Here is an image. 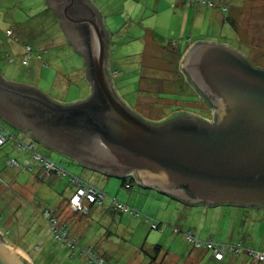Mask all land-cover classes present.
I'll return each mask as SVG.
<instances>
[{
  "label": "rangeland",
  "instance_id": "rangeland-1",
  "mask_svg": "<svg viewBox=\"0 0 264 264\" xmlns=\"http://www.w3.org/2000/svg\"><path fill=\"white\" fill-rule=\"evenodd\" d=\"M14 1L5 0L0 5L2 19L7 23L17 22L13 12L27 10L37 0H17L15 5L20 9L15 10L9 5ZM89 1L101 14L108 33L114 88L132 110L147 120L160 121L176 111L211 118L210 109L184 81L185 75L179 70V59L183 55L180 53L188 44L200 40L225 43L249 58L255 67L264 68V0H206L216 6L186 3L189 6L185 5L183 10L176 0ZM221 6L227 8L225 13ZM213 11H219L225 20L229 17L232 23L226 20L222 24L220 16ZM211 14L217 16L212 24L209 22ZM50 19L54 16L49 10L31 19L35 38L30 44L33 48L42 46V42L47 44L51 59L41 54L38 69L32 67L30 60L24 64L23 45L21 58L8 61L3 48L9 43L0 36V70L5 80L33 86L60 103L85 99L89 88L83 59L63 39L62 31L52 28ZM47 30L50 32L47 37L41 35ZM0 121L14 136L10 141L33 145L38 154L64 171L59 175L51 172L58 179L56 190L43 186V181L35 179L34 170L30 167L23 170L24 164L12 158H9L10 163L8 154L2 156L3 148L0 147V178L9 185L0 182V233L3 240L20 249L31 264H54L55 259L58 260L55 264H144V251L151 256L149 244L159 240L153 238L156 231L151 229L158 221L167 229H179L182 233L190 230L200 241L212 239L216 244L237 245L239 252L235 258L245 261L247 257L245 264H264V259L248 255L249 251L264 254V205L258 208L191 206L137 183L125 189L121 179L86 169L30 140L1 118ZM25 151L30 152L32 160V151ZM33 162H39L43 168L42 162ZM71 175L102 192L106 201L115 197L117 202L129 203L122 204L126 211L116 212L115 222L101 209L89 214L79 211L77 218H74L76 214H71V221L79 223L72 231L67 223L70 217H67L65 202L70 186L73 187L69 181ZM107 179L109 184L115 185L112 192ZM32 188L37 191L34 193ZM44 210L52 212V217L68 232L65 246L59 240L62 237L50 229L49 219L42 215ZM118 214H121L120 222ZM224 253L226 258L231 256L229 251ZM91 255L95 263L89 258Z\"/></svg>",
  "mask_w": 264,
  "mask_h": 264
},
{
  "label": "water",
  "instance_id": "water-1",
  "mask_svg": "<svg viewBox=\"0 0 264 264\" xmlns=\"http://www.w3.org/2000/svg\"><path fill=\"white\" fill-rule=\"evenodd\" d=\"M46 3L83 59L89 94L60 103L0 75L5 123L86 169L117 179L132 176L142 188L186 205H264V68L228 44L196 41L183 53L179 70L210 104L211 120L176 111L164 119L188 116L154 123L116 92L109 37L95 6L89 0ZM0 264L31 262L0 233Z\"/></svg>",
  "mask_w": 264,
  "mask_h": 264
},
{
  "label": "crops",
  "instance_id": "crops-1",
  "mask_svg": "<svg viewBox=\"0 0 264 264\" xmlns=\"http://www.w3.org/2000/svg\"><path fill=\"white\" fill-rule=\"evenodd\" d=\"M5 0H0V5H2V3ZM9 1V0H7ZM177 5L179 6V8H184L185 5H188L190 3L185 2L183 0H176ZM188 3V4H186ZM18 1L15 0L14 2H9L10 7H12V9H20V7H17ZM193 4V3H191ZM189 6V5H188ZM45 10H49L50 14L53 15L52 10L47 6L46 0H42V3L40 1H36L35 3L32 4V6H30V8H28L27 10H18V12L20 13V16L18 14L17 11L13 12V15L16 17L17 22L15 23H7L6 21H3L2 19V15H1V7H0V36L3 39H6L9 43L8 47L3 48L5 53L7 54L6 58L8 61L12 60V58L17 59V58H21L24 49H23V45L24 48L26 46H31V51L29 54L26 53L25 50V54L22 58V61H24L25 59L30 60L32 63V67H34L35 69H38V62H39V56L42 54L43 56L45 55L49 60L51 59V54H49V46H47V44H43L42 42V46L39 47H32V45L30 44L31 41L35 38L34 37V33H35V29L33 24L31 23V19H33L35 16H37L39 13L44 12ZM214 12V11H213ZM216 13V15L220 16V18L222 19V24L225 23V18H223L222 14H219L218 12H214ZM221 13V12H220ZM28 18L26 19L25 18ZM54 16V15H53ZM217 16H214V14H211V16H209V22L214 23L217 18ZM52 21V27H56L57 28V23L58 20L57 18L54 16V19H50ZM49 22V21H48ZM59 25V24H58ZM37 29V28H36ZM60 29V27H59ZM10 31L11 34L8 36L7 32ZM39 32V31H38ZM45 34H41V32H39L41 35H47L50 33L49 30L47 31H43ZM39 35V36H41ZM64 36V35H63ZM44 37H42V41H44ZM48 40V39H46ZM12 43V44H10ZM190 45L188 44L185 48L189 47ZM34 50H36L35 53ZM185 52V50H184ZM42 56V58H43ZM38 61V62H37ZM112 65L109 64V59H108V69L111 70ZM0 75L4 78V75L2 74V71L0 70ZM5 79V78H4ZM89 88V85H88ZM31 140V139H30ZM31 143V142H29ZM28 144V143H27ZM17 143L15 144V142L12 141H7L1 148H3V155L2 156H6L8 159L12 158V160L14 161H18L20 162V164H24L23 170L24 169H28L30 167V169L35 173V179H38V182L43 181V186L48 185L49 187H52V189L56 190L57 186L55 184V182L58 183V179L56 175L54 173L49 172L44 166L42 168L41 164H38L39 162L35 163L33 161L30 160V152L29 151H25V150H19L17 147ZM34 147V146H33ZM11 160V159H9ZM49 160V159H48ZM33 163V164H32ZM29 169V170H30ZM73 176V175H71ZM80 178V177H79ZM81 179V178H80ZM3 179L0 178V182L3 183V185H7L4 181H1ZM107 181V185H110L111 187V192L114 189V184H109L108 179ZM9 186V185H7ZM39 187V186H38ZM37 187V188H38ZM71 191L69 193V198L72 196V194L74 193V186H70ZM34 193L37 191V189L32 188L31 189ZM39 191V190H38ZM104 199L102 200L101 204H87L86 202H83L82 204L84 205V213L85 214H89L91 211H95V213L98 212L99 209H101L105 214L109 215V219L112 222H115L117 220H115L114 216L115 214L117 215L116 212H118L117 210L114 209L113 206V199L106 201V195H104ZM1 198V197H0ZM68 198V200H69ZM115 198V197H114ZM68 200L65 201L67 202V206H68ZM116 200V199H115ZM106 202V203H105ZM138 203V202H137ZM125 204V203H124ZM129 204V203H127ZM69 206H68V216L70 217V219L67 221L69 227L71 228L72 231H74V229L77 227V225L79 223H73L71 220L73 217H71V214H76V216H74V218H77L79 216L78 212H73L71 209L69 211ZM66 212V213H67ZM78 213V214H77ZM119 215V222L121 220V214ZM70 222V223H69ZM158 227L156 229H154L156 232H154L153 234V238H159L158 241H156V243H150L149 246L151 247L150 249V254L151 256L146 253L144 251L143 253V262L144 264H198L199 262H201V264H245V262L248 260V258L246 257L245 261L242 260V258H240L241 260H239L238 258H235L238 256V254H234L232 252H230V257H227L224 255L223 259L220 261L215 260L211 253L208 251H200L199 249H193L190 248V246L186 243L185 239H184V235L181 231L178 230V232H174V230H171L170 228L167 229V227L162 224L160 221L156 222ZM166 227V229H165ZM84 228L82 227L81 230H83ZM151 229H152V225H151ZM177 233V234H175ZM196 237V236H195ZM171 244V245H169ZM176 244V245H175ZM180 245L181 247L177 246ZM155 246H159L158 249L155 248ZM175 246V247H174ZM37 249H41V247H37ZM20 250V249H19ZM21 251V250H20ZM54 262H58L57 259L54 260ZM54 263V264H55Z\"/></svg>",
  "mask_w": 264,
  "mask_h": 264
},
{
  "label": "built area",
  "instance_id": "built-area-1",
  "mask_svg": "<svg viewBox=\"0 0 264 264\" xmlns=\"http://www.w3.org/2000/svg\"><path fill=\"white\" fill-rule=\"evenodd\" d=\"M186 2L188 3H195V4H202V5H207V7L209 8H214L216 5L214 2L212 1H204V0H187ZM226 8L225 6H221V11H225ZM11 34L10 31L7 32V35L9 36ZM26 53L29 54L31 49L30 47L26 46L25 47ZM27 62V60L25 59L23 61V63L25 64ZM212 118V117H211ZM208 119V120H211ZM207 119V118H206ZM14 136L10 133L9 130L5 129V127H3V125L0 122V147H2L8 140H11ZM17 147L21 150H30L32 151V160L31 161H35L38 160L40 162L43 163V166L49 171V172H55L56 174H64V171H62L60 168H58L57 166H55L53 163H51L50 161L46 160L45 158H43L40 154H38L34 149L33 146L31 144L29 145H25L22 142H18L17 143ZM12 162V160H10V163ZM70 183L74 186V193L72 194L71 198L69 199V205L70 208L74 211H83L84 209V205L82 204L83 202H88V203H100L103 198L104 195L102 192L96 190L94 187L87 185L85 182H83L80 178L75 177V176H70L69 178ZM116 209L125 212L126 210L124 209V207L122 206V204H116ZM126 209H128L126 207ZM45 212V213H44ZM43 212V216L45 218H48L50 221V229L55 232V234L60 235V237H62L59 240H62L61 244L65 245L66 241L68 239V235L67 232L63 230L64 226L63 225H59L58 221L52 217V212H48V211H44ZM153 228H156V226H152ZM187 239L190 243L193 244L194 249H204L208 252L211 253L212 257L217 260L220 261L223 259L224 256V252L229 251L232 252L234 254H237L239 252V248L236 246H232V245H228V244H215L212 240H208L204 243L195 240L192 236H187ZM204 245V246H203ZM219 246V247H218ZM226 250V251H225ZM87 255V254H86ZM248 255L252 256V257H260L261 260L264 259V254H255V252L253 251H249ZM92 256L89 257L92 261V263H95V261H93ZM102 260H99L98 262L101 263Z\"/></svg>",
  "mask_w": 264,
  "mask_h": 264
},
{
  "label": "trees",
  "instance_id": "trees-1",
  "mask_svg": "<svg viewBox=\"0 0 264 264\" xmlns=\"http://www.w3.org/2000/svg\"><path fill=\"white\" fill-rule=\"evenodd\" d=\"M226 8V7H225ZM226 10H227V8H226ZM225 10V11H226ZM225 11H223V13H225ZM226 20H228V21H230L231 23H232V21L230 20V18L229 17H227L226 18ZM52 28H54V27H52ZM54 29H58L59 31H61L60 29H59V25H58V23H57V28L55 27ZM62 36H63V33H62ZM63 39L65 40V37L63 36ZM28 47H30V49H31V46H28ZM184 50H186V48L184 49ZM184 53V51L182 52V53H180V54H183ZM248 59V61L253 65V63H252V61L249 59V58H247ZM180 60V59H179ZM254 66V65H253ZM110 72V71H109ZM184 75V74H183ZM184 79V78H183ZM184 81L188 84V85H190L191 86V84L189 83V81L185 78L184 79ZM194 90H195V92L196 93H198L197 92V90L193 87V86H191ZM200 95V94H199ZM200 97L202 98V96L200 95ZM203 99V98H202ZM206 102V104H207V106L209 107V109L211 110L212 108H211V106H210V104L207 102V101H205ZM177 116H188V114H186V113H175L173 116H171V117H169V118H167V119H164V120H161V121H156V122H154V121H151V122H154V123H162V122H165V121H167V120H170V119H172V118H174V117H177ZM212 117V116H211ZM201 119H204L205 120V118L204 117H200ZM29 145V144H28ZM33 146V145H32ZM34 149V148H33ZM27 150V149H26ZM121 181H122V183H121V186L122 187H124L125 189H130L131 188V186L133 185V184H135V183H137L139 186H140V184L137 182V180H135L132 176H126V177H124V178H122L121 179ZM141 187V186H140ZM113 199V206H114V209L115 210H117L116 209V204H123V205H127V204H124V203H121V202H117L114 198H112ZM186 205V204H185ZM128 208V207H127ZM243 208V207H242ZM129 209V208H128ZM117 211H119V212H121L120 210H117ZM174 232H178V230L177 229H174ZM183 235H184V239L188 242V239H187V236L189 235V236H192V233H191V231L189 230V231H186L185 233H183ZM193 237V236H192ZM194 238V237H193ZM195 240H197V241H200V239H197L196 237L194 238ZM208 240H212V239H206V240H203V241H200V242H202V243H204V242H206V241H208ZM213 241V240H212ZM214 242V241H213ZM189 246H190V248H193L194 249V246H193V244L192 243H187ZM216 244V243H215ZM223 244H228V245H232V246H236V247H238L237 245H233V244H229V243H223ZM158 247L159 246H155V248L156 249H158ZM239 248V247H238ZM204 250V249H203ZM206 251V250H205Z\"/></svg>",
  "mask_w": 264,
  "mask_h": 264
},
{
  "label": "clouds",
  "instance_id": "clouds-1",
  "mask_svg": "<svg viewBox=\"0 0 264 264\" xmlns=\"http://www.w3.org/2000/svg\"><path fill=\"white\" fill-rule=\"evenodd\" d=\"M181 59V58H180ZM179 62H180V60H179ZM110 71V70H109ZM112 79V78H111ZM212 116V115H211ZM1 122V121H0ZM2 124V123H1ZM34 148V147H33ZM35 150V149H34ZM104 195V194H103ZM105 197V196H104ZM71 198V197H70ZM69 198V199H70ZM104 199V198H103ZM87 204H93V205H95V204H101L102 203V201L100 202V203H88V202H86ZM68 206H69V208H70V205H69V200H68ZM71 209V208H70ZM72 210V209H71ZM45 211V210H44ZM43 211V212H44ZM73 212H79V211H74V210H72ZM43 212H42V215H43ZM121 212H123V211H121ZM53 214V213H52ZM155 226H156V228L158 227V225L157 224H154ZM153 228V227H152ZM156 228H154V229H156ZM1 232V231H0ZM67 235H69L68 234V232H67ZM1 237H2V235H1ZM3 239V238H2ZM63 246H65V245H63Z\"/></svg>",
  "mask_w": 264,
  "mask_h": 264
},
{
  "label": "flooded vegetation",
  "instance_id": "flooded-vegetation-1",
  "mask_svg": "<svg viewBox=\"0 0 264 264\" xmlns=\"http://www.w3.org/2000/svg\"><path fill=\"white\" fill-rule=\"evenodd\" d=\"M196 94H198V97L200 98V95H199V93H196ZM202 102H204V103L206 104V102H205V100H204V99H202ZM206 106H207V104H206Z\"/></svg>",
  "mask_w": 264,
  "mask_h": 264
}]
</instances>
